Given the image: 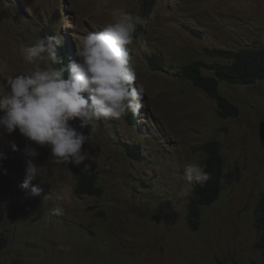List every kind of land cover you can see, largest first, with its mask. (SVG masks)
<instances>
[{
	"label": "rangeland",
	"instance_id": "rangeland-1",
	"mask_svg": "<svg viewBox=\"0 0 264 264\" xmlns=\"http://www.w3.org/2000/svg\"><path fill=\"white\" fill-rule=\"evenodd\" d=\"M97 4L0 1V81L32 70L19 53L21 43L58 32L70 48L67 64L79 62L80 38L111 22L115 8L143 18L137 35L147 41L127 46L136 83L145 90L139 122H129L131 113L101 120L82 146L90 159L80 165L57 164L46 146L0 128V233L8 238L0 264H264L253 221L264 187V80L221 82V93L239 109L237 117L223 118L216 102L178 72L193 60L224 61L208 49L264 44V0H107L101 11ZM152 54L165 62L159 71L147 60ZM211 140L220 143L225 162L223 189L192 230L187 206L196 184L183 179V167L203 166L201 146ZM124 143L138 146L141 159ZM30 147L39 154L30 155ZM27 161L39 176L22 188ZM77 167L97 174L102 196L75 192ZM37 183L43 191L32 195ZM58 204L63 215H51Z\"/></svg>",
	"mask_w": 264,
	"mask_h": 264
},
{
	"label": "clouds",
	"instance_id": "clouds-1",
	"mask_svg": "<svg viewBox=\"0 0 264 264\" xmlns=\"http://www.w3.org/2000/svg\"><path fill=\"white\" fill-rule=\"evenodd\" d=\"M101 3L107 0H98L97 11L102 10ZM111 16V22L99 31L80 38L77 63L67 64L70 51L59 32L29 45L20 44L19 53L32 70L0 81V128L8 134L18 130L30 144L46 146L57 164L78 166L90 159L82 146L90 142L101 120H121L129 113L138 118L145 90L136 83L137 72L127 46H147L143 34L137 35L144 20L122 8L113 9ZM61 47L67 55L59 54ZM77 120L78 126L72 123ZM135 120L137 124L139 118ZM86 127L90 128L88 134L82 131ZM27 150L32 156L39 154L36 147ZM38 170L31 161L26 162L22 188L37 179ZM183 179L202 186L210 175L205 166L190 162L183 167ZM42 191L39 183L31 187L32 195ZM63 213L59 204L50 209L54 216Z\"/></svg>",
	"mask_w": 264,
	"mask_h": 264
},
{
	"label": "trees",
	"instance_id": "trees-1",
	"mask_svg": "<svg viewBox=\"0 0 264 264\" xmlns=\"http://www.w3.org/2000/svg\"><path fill=\"white\" fill-rule=\"evenodd\" d=\"M1 1V0H0ZM148 8L151 7L147 5ZM65 47L70 51L69 45ZM59 49L61 56L65 54V48ZM211 58L223 59V62H207L204 60H193L178 70L179 74L188 79L196 88L204 92L217 104V114L220 117H237L239 109L220 91V82L230 85H252L264 80V44H255L241 49H208L206 51ZM64 58V57H63ZM65 60V59H64ZM147 60L153 70L159 69L165 62L156 54L147 56ZM71 62V60H70ZM134 115H130L128 120L136 124ZM124 147L129 155L135 159H141L139 147L124 143ZM205 153L203 166L210 175V179L203 184H196L193 193L189 198L187 206V225L192 230H197L201 226L202 208L217 201L223 189V179L225 176V162L221 155V146L218 141H207L201 146ZM77 177L75 192L79 195L102 196L103 187L99 183L96 173L74 169ZM253 221L258 241L256 247L264 253V187L260 193L258 203L253 211ZM8 243V238L4 233H0V249Z\"/></svg>",
	"mask_w": 264,
	"mask_h": 264
},
{
	"label": "water",
	"instance_id": "water-1",
	"mask_svg": "<svg viewBox=\"0 0 264 264\" xmlns=\"http://www.w3.org/2000/svg\"><path fill=\"white\" fill-rule=\"evenodd\" d=\"M259 138L264 143V119L259 124Z\"/></svg>",
	"mask_w": 264,
	"mask_h": 264
},
{
	"label": "bare ground",
	"instance_id": "bare-ground-1",
	"mask_svg": "<svg viewBox=\"0 0 264 264\" xmlns=\"http://www.w3.org/2000/svg\"><path fill=\"white\" fill-rule=\"evenodd\" d=\"M70 60L72 61V58H70Z\"/></svg>",
	"mask_w": 264,
	"mask_h": 264
}]
</instances>
